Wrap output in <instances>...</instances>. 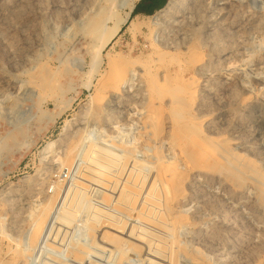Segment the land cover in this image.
Masks as SVG:
<instances>
[{
	"label": "rangeland",
	"instance_id": "obj_1",
	"mask_svg": "<svg viewBox=\"0 0 264 264\" xmlns=\"http://www.w3.org/2000/svg\"><path fill=\"white\" fill-rule=\"evenodd\" d=\"M229 3L233 7L225 9ZM112 6L108 0H0V264H144L145 260V264L153 260L170 264L150 256L147 247L141 256L137 249L136 254H126L101 242L100 247L93 245L94 238L99 239V233L91 234L100 226L98 221L125 219L114 207L118 197H126L127 187L120 180L117 191L91 185L83 193L75 182L86 171L83 158L92 160L101 149L111 155V172L116 175L113 171L121 166L122 155L116 157L112 150L119 145L134 150L147 185L160 160L175 164L183 150L189 151V162L196 168L192 180L186 181L188 173L172 168L178 174L172 173L176 188L180 186L177 189L184 190L186 198L180 215L188 223L183 229L184 220L180 225L175 221L181 243L172 239L174 234L167 240L172 246L164 242L169 251L183 247L191 252L183 251L177 264H264V0H190L174 15L159 11L151 17L132 16L131 21L142 23L141 34L132 35L126 26L102 51L91 27ZM109 54L130 81L120 91L112 79L105 82L112 71ZM146 72L152 74L151 82L144 77ZM183 134L194 142L185 143ZM223 143L236 159L220 158ZM49 144L53 150L45 156ZM71 152H79V165L69 172L64 163ZM243 166L256 168L261 176ZM56 180L63 181L56 226L52 223L46 235L37 234L40 230L34 224L50 213ZM103 191L112 197L108 199L112 206L106 204ZM85 196L88 210L77 211ZM64 211L74 212L71 226L60 221L67 216ZM131 218L129 225H137V215ZM33 228L39 239L43 236L41 241ZM35 240L40 241L39 249L27 261L25 250ZM91 244L94 249L88 248ZM80 248H88L90 258L75 262L68 257L67 252ZM198 256L204 259L195 260Z\"/></svg>",
	"mask_w": 264,
	"mask_h": 264
},
{
	"label": "bare ground",
	"instance_id": "obj_2",
	"mask_svg": "<svg viewBox=\"0 0 264 264\" xmlns=\"http://www.w3.org/2000/svg\"><path fill=\"white\" fill-rule=\"evenodd\" d=\"M137 1H139V0H121V1H119L118 3H117V0H108V2H112L113 3V6H112V8H111V10L109 11H107V12H105V13H103V14H101V15H99L96 19H95V21L93 22V25H92V27H91V33L93 34V36L95 37V38H98V40L101 42V50L103 51L104 49H106L119 35H120V33H121V31L123 30V28L124 27H126V26H129V30H130V32H131V34L132 35H136V34H141V32H142V23H137V22H134V21H131V18H132V12L134 11V9H135V7H136V2ZM190 0H170L169 1V3L167 4V6L162 10V11H160L159 12V15L160 14H164V13H168L169 15L170 14H172V13H176L178 10H180V8H182L183 6H185L188 2H189ZM233 7V4H228V5H226V7H225V9H230V8H232ZM234 9V8H233ZM225 11V10H224ZM228 11V10H227ZM232 12V11H231ZM231 14V13H230ZM172 15H174V14H172ZM137 17V16H136ZM157 18V17H156ZM110 21H113L114 23H113V27H111V28H109L108 27V24H109V22ZM158 24H159V22H158ZM157 24V25H158ZM155 26V25H154ZM150 27V26H149ZM148 29V28H147ZM154 33V31L152 32V34ZM161 34V33H160ZM156 40V39H155ZM169 41V40H168ZM156 42V41H155ZM161 42V41H160ZM158 43V42H157ZM153 44V43H152ZM154 45V44H153ZM157 47H159L158 46V44H157ZM153 48V47H152ZM154 48H156L155 46H154ZM157 49H159V48H157ZM101 50H99V51H101ZM109 56V57H108ZM107 56V58L108 59H110V66H109V69H110V67H111V69H112V71H111V75H109L108 77L106 76V81L105 82H108L107 81V78H110V79H112V81H114L116 84L115 85H117V88L119 87V89H117L118 91H120V87L122 86V88L121 89H124V86L125 85H127L129 82H128V80H127V74L123 71V69H121V68H119L118 67V65H116V64H114V57L113 56H110V54ZM130 62H132L131 60H127L126 61V63H130ZM148 70V69H147ZM110 72V71H109ZM109 74V73H108ZM107 74V75H108ZM151 77H150V76ZM148 75V73L146 72L145 74H144V77H146L147 78V81L148 82H151L150 80L153 78L152 77V74H149ZM149 77V78H148ZM151 78V79H150ZM110 79H109V81H110ZM148 79H150V80H148ZM166 81V80H165ZM104 82V84H107V83H105ZM113 82V83H114ZM167 82V81H166ZM157 83H158V81H157ZM161 83V82H160ZM103 84V86H104V88L106 89L107 87L105 86ZM44 86V85H43ZM47 86V85H46ZM156 87V86H155ZM173 87V86H172ZM174 88V87H173ZM170 89V88H169ZM168 89V91H170ZM172 89V88H171ZM116 89H115V92L117 91ZM153 90V89H152ZM175 90V89H174ZM117 91V92H118ZM164 91V90H163ZM166 91V90H165ZM168 91H166V93H168ZM165 93V94H166ZM173 93H174V91H173ZM170 94H172V93H170ZM169 94V95H170ZM190 94V93H189ZM190 96V95H189ZM189 98H191V97H189ZM179 104V103H178ZM174 114V113H173ZM176 117V116H175ZM139 125V124H138ZM153 126H155V124L153 125ZM157 128V127H156ZM125 130V129H124ZM156 130V129H155ZM156 132H157V130H156ZM114 135V134H113ZM183 140H185L186 142L185 143H187V142H194V139L191 137V135H188V134H183V135H181L180 136ZM97 138V137H96ZM84 140H85V138H84ZM84 140H82V143H81V145L82 144H85V142H84ZM112 140H113V138H112ZM134 140V139H133ZM188 140V141H187ZM86 141V140H85ZM114 141V140H113ZM134 141H136V140H134ZM100 143V142H99ZM98 143V144H99ZM114 143V142H113ZM130 143H132V142H130ZM136 143V142H135ZM175 143V142H174ZM196 143V142H195ZM133 144V143H132ZM224 145H222V147H221V149H220V155H221V157L220 158H222V159H224V160H229V161H231V160H234V159H236V157H238V156H235L234 154H233V152L230 150V148L228 147V145L226 144V143H223ZM90 145V144H89ZM97 145V144H96ZM84 146V145H83ZM83 146H82V148H83ZM99 146V145H98ZM130 146V145H129ZM198 146H199V144H198ZM111 147V146H110ZM109 147V148H110ZM201 147V146H200ZM81 148V149H82ZM181 148H182V146H181ZM52 150H53V145H51V144H49L46 148H45V150H44V155L45 156H48L51 152H52ZM110 150H111V148H110ZM77 151V150H76ZM116 152V157L118 156L119 157V155H122V157H120V158H122V161H121V166L120 165H118V169H116V170H114L113 172H115L116 173V175H113L112 174V172H111V167H110V162H111V155H107V154H104V152H103V149H101V150H99V151H96V157L94 158V159H92V160H90V159H88L89 158V156H88V152H87V150H86V157L88 156V158H86V159H84L83 158V161H81V162H83V163H81V165L83 164V165H85L86 167H84V168H86V171L83 173L82 172V174H80L81 175V178H80V180H78V179H76V180H78V182L76 183L75 182V184L77 185V187H78V189H79V191L80 190H82V192L83 193H86L85 191H87L88 190V192H89V189H90V186L91 185H93V187L94 186H100V187H103V189H105V190H108V189H113L112 191H117V189H118V186L120 185V180H122L123 182H122V184L124 185V183H125V186L127 187V189H126V191H127V195H126V197H118L117 199H118V202H117V204H116V208L114 207V209H115V212L117 213V214H119V216H120V214H121V216L123 217V218H125L124 220L122 219H120L119 217V219L121 220H119V219H117V218H115L114 219V221H105L104 220V216L102 217L103 218V220H100V221H98L97 222V226L98 225H100L99 227H96V228H98V229H95V230H93V232L94 233H91V234H93V235H98V233H99V236H98V240L96 239V237L94 238L95 240H93V242H94V244L93 245H95V246H97V247H100L99 245H100V243L99 242H101V244L102 245H104V246H108V247H111V249L112 248H115L117 251L119 250V251H123L124 253H126L127 251H131L132 253H137L136 251H135V249H137V251L139 250H141L143 253H141L140 255L141 256H143L144 254H147V251L149 250L150 251V253H149V255L150 256H153V257H155L156 259H158V260H161V261H163V262H167V263H170V264H177V263H179L180 262V259L182 258V253H183V251H184V248L182 247L181 249H183V250H181L180 249V247L179 248H176V249H173L172 251L170 250L169 251V247H166V245H164V242L166 241L167 242V245L169 246H172L171 244H168V239L169 238H172L173 236H171L172 234H174V237L172 238V239H174V240H179V242L181 243L182 242V238H179L180 237V235H179V233H178V228L180 229V224L183 222V220H182V218H181V215H180V213H181V208H182V205H183V201L186 199H184V196H183V191L184 190H182V192H181V189H177V188H179L180 186L179 185H177V186H179V187H177L176 188V183H177V181H176V183H175V179L173 178V175H172V173L174 174L175 173V171L173 172V169H179V172L181 171V173L182 174H185V173H188L187 175H188V178H187V180L186 181H191L192 179V175H194L193 173H194V171H195V167L194 166H192L191 165V163L189 162V160H190V156H189V151L187 152V150L186 151H184L183 150V155L184 156H181V158H179L178 159V161L175 163V164H172V163H168V162H166V161H163V160H160V164L158 165V167L156 166L155 168V170L153 171V174H152V176H150V178H149V184L147 185V179H146V176H143V175H141L142 174V171L140 170V167L138 166V164H137V162H138V160H136V159H134L135 158V156H134V150L133 149H130L127 145H119L118 147H117V149L115 148L114 150H112V152ZM115 152H114V154H115ZM201 153V152H200ZM70 154L72 155V156H70ZM69 154V157L65 160V163H64V165H66V166H64V167H66L65 169H67L69 172H71V170L72 169H77L76 167H77V165H79L76 161H77V156H79L78 154H79V152H76V154H74V152H71ZM135 154H136V152H135ZM202 154V153H201ZM124 156V157H123ZM187 156V157H186ZM46 159V158H45ZM160 159V158H159ZM205 159V158H204ZM203 159V160H204ZM159 161V160H158ZM115 162V161H114ZM144 162V161H143ZM134 165V166H133ZM175 165V166H174ZM235 166V165H234ZM81 167H83V166H81ZM130 167V168H129ZM175 167V168H174ZM83 168V169H84ZM170 168V169H169ZM173 168V169H172ZM243 168H244V170L245 171H251L252 173H254L255 174V176H261V173L256 169V168H252V167H249V166H243ZM80 169V168H79ZM115 169V168H114ZM206 169V168H205ZM208 169V168H207ZM85 170V169H84ZM168 170H172V171H170L171 173H170V177H168V178H170L169 180H167L166 178H165V176H167L168 174H169V172H167ZM81 171V170H80ZM80 171H79V173H80ZM77 172V171H76ZM166 172L168 173L167 175H166ZM68 173V172H67ZM180 173V174H181ZM240 173V172H239ZM70 174V173H69ZM145 174V173H144ZM165 174V175H164ZM172 175V176H171ZM74 176V175H73ZM175 176H178V174H174V177ZM69 177V176H68ZM78 177V176H77ZM122 177H123V179H122ZM172 177V178H171ZM198 176H196L195 178H197ZM64 178V175H62V179ZM194 178V179H195ZM61 179V178H60ZM75 179V178H74ZM163 179H165V181L163 180ZM177 179V178H176ZM254 179V178H253ZM257 179V178H256ZM245 180V179H244ZM259 180V179H258ZM57 181V180H56ZM63 181H60V180H58L57 181V184H56V187H55V189H56V191H55V194L53 195V196H51V199L49 200V201H51V202H49V203H51V206H52V214H50L51 213V209H50V213H48V214H45V215H47L46 217H44V218H47V219H45L44 221H43V217H41V221H39L38 220V223L36 224H34L35 225V227H37V228H35V229H39L40 230V233H37V234H42V235H46V233L48 232V230L50 229V227H51V225H53L54 223H53V220H55V219H57L54 215H55V212H56V206H57V204H58V202H59V199H60V194H61V192H62V189H63V185H61V183H62ZM73 182V181H72ZM72 182H71V184H72ZM66 185V184H65ZM64 185V186H65ZM146 185H147V188H146ZM70 186L71 185H69V188H70ZM73 186H75V185H73ZM73 186L70 188V189H72L73 188ZM99 187V188H100ZM76 188V187H75ZM96 188V187H95ZM94 188V189H95ZM125 188V187H124ZM68 189V188H67ZM69 189V190H70ZM92 189V188H91ZM96 189H98V188H96ZM100 190V189H99ZM98 190V191H99ZM54 191V190H53ZM121 191V190H120ZM124 191V190H123ZM81 192V191H80ZM94 192L96 193L97 192V190L96 191H93V194H94ZM99 192H102V191H99ZM109 192V191H108ZM53 193V192H52ZM64 193V192H63ZM70 193H71V191H70ZM69 193V191H68V195L70 194ZM105 192L103 191V193H102V196L104 197L103 199H105V201H106V197H108V194L109 193H107V191H106V193L104 194ZM112 193V192H111ZM72 194H74V192L72 193ZM90 194V193H89ZM92 194V195H93ZM100 194V193H99ZM104 194V195H103ZM112 194H114V193H112ZM116 194V193H115ZM118 194V193H117ZM166 194V195H165ZM62 195V194H61ZM66 195V194H65ZM67 195V196H68ZM79 195V194H78ZM87 195V194H86ZM98 195V194H97ZM97 195H96V197H97ZM101 195V194H100ZM110 195V194H109ZM119 195V194H118ZM165 195V196H164ZM66 196V198H68L69 199V196L67 197ZM70 196H71V194H70ZM81 197H82V195H80ZM94 196V195H93ZM99 196V195H98ZM120 196H122V195H120ZM72 197V196H71ZM70 197V198H71ZM91 197V196H90ZM110 197V196H109ZM109 197L107 198V202L109 201L108 199H109ZM113 197H114V195H113ZM75 198H77V194H76V196H75ZM85 198V201H83V202H81V204L78 206V208H77V205H76V207L75 208H77L78 210L77 211H80V212H82V211H85V210H88V208H87V204L89 203L88 202V200L87 199H89V198H86V196L84 197ZM92 198V197H91ZM110 198H112V197H110ZM116 198V197H115ZM126 198V199H125ZM92 199H94V198H92ZM92 199H90V200H92ZM99 199H100V196H99ZM98 198H97V200H99ZM114 199V198H113ZM63 200V199H62ZM77 200V199H76ZM84 200V199H83ZM101 200V199H100ZM99 200V201H100ZM112 200V199H111ZM111 200H110V202H111ZM66 199L64 200V202L66 203ZM72 201V200H71ZM73 201H74V197H73ZM80 200L78 199V202H79ZM96 200H94V202H95ZM69 202H70V200H69ZM75 202V201H74ZM78 202L76 203V204H78ZM92 202V201H91ZM98 202V201H97ZM112 202H113V200H112ZM49 203H48V205H49ZM65 203H63V207H65L64 206V204ZM100 203V202H99ZM98 203V204H99ZM62 204V203H61ZM70 205H71V203H69ZM91 204V203H90ZM102 204V203H101ZM106 204H110L109 202L108 203H106ZM106 204H105V206H106ZM112 204V203H111ZM110 204V205H111ZM74 205H75V203H74ZM134 205V206H133ZM45 206V205H44ZM50 206V205H49ZM60 206V205H59ZM58 206V207H59ZM71 206H73V202H72V205ZM91 206V205H90ZM90 206H89V208H90ZM94 206V209H95V205H93ZM97 206V205H96ZM104 206V207H105ZM112 206V205H111ZM67 207V206H66ZM98 207V206H97ZM118 207L119 208H121L122 210H118ZM46 208V207H45ZM75 208H74V210H75ZM93 208V207H92ZM100 208H101V206H100ZM106 208H108V207H106ZM48 209H49V207H48ZM47 209V210H48ZM64 209V208H63ZM68 209H73V207L71 208H68ZM43 210V209H42ZM62 210V209H61ZM66 210V209H65ZM73 210V211H74ZM118 210V211H117ZM44 211H46V210H44ZM43 211V212H44ZM70 210H68V212H69ZM76 211V210H75ZM104 211V210H103ZM106 211V210H105ZM112 211H113V209H112ZM119 211H125L124 213L126 214H124L123 212H119ZM42 212V213H43ZM65 212V211H64ZM108 211H106V213H107ZM186 212V211H185ZM44 213H46V212H44ZM67 212H65V213H63V214H66ZM77 214H78V212H76ZM102 213V212H101ZM104 213V212H103ZM108 213H110V212H108ZM133 213H135L136 215H137V222L135 221L134 222V224H137L138 225V223H142V227H140V228H143V229H141V233H140V235H139V232L137 231V229H138V227L140 226H137V225H129L130 223H129V221L130 220H132V218L131 217H134V215L135 214H133ZM73 214V215H72ZM76 214V215H77ZM81 214V213H80ZM89 214V213H88ZM112 214H114V213H112ZM133 214V215H132ZM48 215H51L50 217H48ZM67 216H63V219H60V221L62 222V223H64L65 225H67V226H71V224L69 223L70 221H73L74 219H73V217H75L74 216V212H72V213H67L66 214ZM97 215V214H96ZM101 214L99 213V216H100ZM105 216H106V214H104ZM115 215V214H114ZM61 216V215H60ZM81 216V215H80ZM83 216V215H82ZM95 216V215H94ZM99 216H98V218H99ZM102 216V215H101ZM117 216V215H116ZM55 217V218H54ZM106 217H108V216H106ZM101 218V217H100ZM108 219V218H107ZM79 220V219H78ZM90 220H92V219H90ZM109 220V219H108ZM186 221H188L187 219H185ZM184 220V222L182 223V225H181V228L183 227V229H184V225H187V223H185L186 221ZM43 221V222H42ZM77 221V220H76ZM85 221V220H84ZM120 221V222H119ZM179 224V225H177V223ZM37 222V221H36ZM40 222V223H39ZM171 222V223H170ZM173 222H175V224L173 223ZM53 223V224H52ZM133 223V222H132ZM56 224V223H55ZM54 224V226H56ZM170 224H174L172 227L170 226ZM38 225V226H37ZM80 225V224H79ZM75 226H76V223H75ZM177 226V227H176ZM179 226V227H178ZM32 227H33V225H32ZM63 227H65V226H63ZM95 227V225H93V228ZM150 227L151 228H154V230L156 231V232H149V231H151V230H149V231H147L146 230V228H149L150 229ZM167 227H168V229H167ZM174 227L175 228H177V229H174ZM185 227H187V226H185ZM72 228V227H71ZM92 228V229H93ZM170 228V229H169ZM13 229V228H12ZM34 229V228H33ZM35 229H34V233H35ZM53 229V231H55V229L54 228H52ZM57 229H58V227H57ZM57 229H56V231H57ZM185 229H187V228H185ZM66 230V229H65ZM64 230V231H65ZM68 230H70L69 229V227H68ZM78 230V229H77ZM172 230V231H171ZM173 230H175L174 232H173ZM181 230V229H180ZM32 231V230H31ZM38 231V230H37ZM67 231V230H66ZM65 231V232H66ZM73 231V230H72ZM87 231V230H86ZM127 231V232H126ZM136 231H137V233H136ZM185 231H187V230H185ZM33 232V231H32ZM39 232V231H38ZM50 232V231H49ZM58 232V231H57ZM57 232H55V234H54V236L56 237V234H58ZM169 233V235H167L166 236V234H163V235H161L160 233ZM33 233V235L35 236L36 235V233L34 234ZM53 233V232H52ZM71 233V232H70ZM97 233V234H96ZM129 233H130V236H129ZM182 233V232H181ZM185 233V232H184ZM66 234V233H65ZM82 234H83V232H82ZM139 236H138V235ZM177 236H176V235ZM186 234V233H185ZM32 234H31V236L30 237H32L33 236ZM60 235V234H59ZM120 235H122V236H120ZM165 235V236H164ZM33 236V237H34ZM37 236V238L39 239L40 238V236L39 235H36ZM39 236V237H38ZM62 236H64V235H62ZM65 236H67V235H65ZM64 236V237H65ZM179 236V237H178ZM182 236V235H181ZM42 237L43 236H41V239H42ZM64 237H61V239L63 238L64 240H68V239H65ZM91 237V236H90ZM134 237V238H133ZM135 237L137 238V239H135ZM169 237V238H168ZM35 238V237H34ZM33 238V239H34ZM178 238V239H177ZM29 241H30V239H32V238H27ZM41 239H39L40 241H41ZM50 239V238H49ZM48 239V240H49ZM53 239V238H52ZM180 239H181V241H180ZM38 240V241H39ZM45 240V239H44ZM132 240H135V241H137V243H134ZM24 241H26L27 242V240L26 239H24L23 240V242ZM40 241H39V243H40ZM58 241V240H57ZM49 242H50V244H53V243H51V241H48V244H49ZM92 242V243H93ZM143 242H145L146 243V245H141ZM32 244H33V242H31ZM39 243H36V240L34 241V246L33 247H31L30 249L28 248V250L26 251L25 250V254H24V257H25V259L27 260V261H29L30 260V257L32 256V252H33V250L35 249V248H38V247H36ZM44 244H45V242H43ZM25 243H23V244H21L22 246L24 245ZM27 244V243H26ZM25 244V246H27ZM55 244V243H54ZM132 244L135 246L136 245V247L134 248L133 246H132ZM20 245V246H21ZM63 245H64V243H63ZM18 246V245H17ZM31 246V245H30ZM46 246V245H45ZM48 246V245H47ZM179 245H176L175 247H178ZM180 246H181V244H180ZM42 247V246H41ZM50 247V246H49ZM68 247V246H67ZM88 247V246H87ZM145 247H147L148 248V250L146 251V248ZM154 247H156L157 248V251H154ZM186 247V246H185ZM64 248V247H63ZM72 248V247H71ZM88 248H93L94 249V247H92V244H91V246L90 247H88ZM88 248H80V249H76V250H72V251H70L69 253L67 252V254H68V257L69 258H71V259H73L75 262L77 261V262H84L85 261V257L86 258H90V257H88L89 255H90V250L88 249ZM167 248H168V250H167ZM174 248V247H173ZM39 249V248H38ZM45 249V251H46V248H44ZM53 249V248H52ZM52 249H50V250H52ZM101 249H107V248H104L103 246H101ZM170 249H172L171 247H170ZM178 249V250H177ZM185 249H187V248H185ZM48 250V249H47ZM54 250H55V248H54ZM66 250V249H65ZM175 250V251H174ZM189 250V249H188ZM188 250H185V251H187V253L189 252V253H191L190 251H188ZM36 251H37V249H36ZM58 251V250H57ZM101 252H102V250H100ZM110 252H112V250H109ZM116 251V252H117ZM135 251V252H134ZM167 251H169V252H167ZM184 251V252H185ZM27 252V253H26ZM47 252H49V251H47ZM54 252V251H53ZM55 252H56V250H55ZM59 252V251H58ZM92 252V251H91ZM94 252V251H93ZM92 252V253H93ZM97 252V251H96ZM100 252V253H101ZM116 252H114V253H116ZM122 252V253H123ZM24 253V252H23ZM50 253V252H49ZM64 253V252H63ZM98 253V252H97ZM99 253V254H100ZM114 253H112V256H113V254ZM119 253V255H118V257L120 256V255H123V254H120V252H118ZM128 253V252H127ZM126 253V254H127ZM96 254V253H95ZM105 254V253H104ZM126 254H124V255H126ZM153 254V255H152ZM45 255H46V253H45ZM48 255V254H47ZM56 255V254H55ZM94 255V254H93ZM97 255V254H96ZM95 255V256H96ZM155 255V256H154ZM186 255V254H185ZM192 255V254H191ZM22 256V255H21ZM59 256H61V255H59ZM58 256V257H59ZM95 256H92V257H94L95 258ZM98 256V255H97ZM106 256V255H105ZM104 256V257H105ZM109 256V255H108ZM148 256V255H147ZM192 256H194V254L192 255ZM196 256V255H195ZM35 256H33V258H34ZM46 257V256H45ZM51 257H54V256H52L51 255ZM57 256H55V258H56ZM101 257H103V256H101ZM110 257V256H109ZM115 257H116V255H115ZM120 257H122V256H120ZM124 257V256H123ZM122 257V258H123ZM199 257V256H198ZM33 258H31V259H33ZM60 258H62V257H60ZM121 258V259H122ZM128 258V257H127ZM147 258V257H146ZM197 258V257H196ZM200 258V257H199ZM42 259V258H41ZM41 259H40V262H41ZM47 259H48V257H47ZM51 259H53V258H51ZM68 260V259H66L65 257L63 258V260ZM70 259V260H71ZM95 259H97V258H95ZM105 259H107V261H108V259H110V258H105ZM136 259H137V257H136ZM143 259V258H142ZM201 259H204V258H200V259H195V260H201ZM49 260V259H48ZM56 260H60V259H56ZM55 260V261H56ZM62 260V259H61ZM62 260V261H63ZM88 260V259H87ZM116 260V259H115ZM117 260H120V258H118ZM127 259H125V261H126ZM144 260V259H143ZM142 260V261H143ZM26 261V262H27ZM43 261H44V259H43ZM42 261V262H43ZM51 261V260H50ZM54 261V262H55ZM73 261V262H74ZM91 261H93L94 262V260H91ZM90 261V262H91ZM100 261V260H99ZM110 261H111V259H110ZM123 261V260H122ZM137 261V260H136ZM149 261V260H148ZM155 260H153L152 261V263L153 264H155V262H154ZM206 261V260H205ZM67 262V261H66ZM70 262V261H69ZM97 262V261H96ZM111 262H113V261H111ZM110 262V263H111ZM128 262H129V260H128ZM132 262V261H131ZM138 262V261H137ZM136 262V263H137ZM150 262V261H149ZM195 262V261H194ZM198 262V261H197ZM203 262H204V260H203ZM46 263V262H45ZM48 263V262H47ZM102 263H103V260H102ZM108 263V262H107ZM114 263V262H113ZM120 263V262H119ZM124 263V262H123ZM122 263V264H123ZM135 263V264H136ZM144 264L146 263V260L143 262ZM157 263V262H156ZM29 264V263H28ZM42 264V263H41ZM59 264V263H58ZM60 264H62V263H60ZM70 264V263H69ZM78 264V263H77ZM80 264V263H79ZM83 264V263H82ZM85 264V263H84ZM87 264H88V262H87ZM90 264V263H89ZM96 264V263H95ZM97 264H98V262H97ZM106 264V263H105ZM109 264V263H108ZM115 264H118L117 262L115 263ZM149 264V263H148ZM162 264H165V263H162ZM198 264V263H197Z\"/></svg>",
	"mask_w": 264,
	"mask_h": 264
},
{
	"label": "trees",
	"instance_id": "obj_3",
	"mask_svg": "<svg viewBox=\"0 0 264 264\" xmlns=\"http://www.w3.org/2000/svg\"><path fill=\"white\" fill-rule=\"evenodd\" d=\"M169 0H143L142 3L137 6V8L134 10L132 16H139L141 14L151 17L153 16L156 12L163 10ZM147 10L142 11V8H145V5H147Z\"/></svg>",
	"mask_w": 264,
	"mask_h": 264
},
{
	"label": "crops",
	"instance_id": "obj_4",
	"mask_svg": "<svg viewBox=\"0 0 264 264\" xmlns=\"http://www.w3.org/2000/svg\"><path fill=\"white\" fill-rule=\"evenodd\" d=\"M142 1L143 0H140V2L138 3V4H136V7H135V9L137 8V6H139L141 3H142ZM170 1V0H169ZM169 1H168V3H169ZM167 3V4H168ZM147 6H148V3H147V5H145V8H142V11H146L148 8H147ZM167 6V5H166ZM134 9V10H135ZM134 12V11H133ZM159 12V11H158ZM157 13V12H156ZM139 16H144V17H148V16H145V15H143V14H141V15H139Z\"/></svg>",
	"mask_w": 264,
	"mask_h": 264
},
{
	"label": "water",
	"instance_id": "obj_5",
	"mask_svg": "<svg viewBox=\"0 0 264 264\" xmlns=\"http://www.w3.org/2000/svg\"><path fill=\"white\" fill-rule=\"evenodd\" d=\"M132 14H133V12H132ZM132 14H131V15H132Z\"/></svg>",
	"mask_w": 264,
	"mask_h": 264
}]
</instances>
